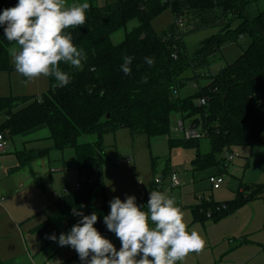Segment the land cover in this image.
Instances as JSON below:
<instances>
[{
	"label": "trees",
	"instance_id": "1",
	"mask_svg": "<svg viewBox=\"0 0 264 264\" xmlns=\"http://www.w3.org/2000/svg\"><path fill=\"white\" fill-rule=\"evenodd\" d=\"M260 1L115 0L103 6L90 3L86 24L68 29L74 44L87 55L82 69L61 65L71 76L70 84L54 87L55 81L49 77V89L41 95L0 96V117H5L1 132L15 137L47 127L53 149L75 150L80 180L86 179L80 190L62 192L54 201L67 221L66 229H60L51 220L35 229L46 244L53 242L47 236L55 234L58 238L79 221L80 217L72 214L73 208L85 215L95 212L99 219L94 227L105 238L112 236L103 222V217L110 213L103 180L108 162L104 137L108 133L128 129L133 135H169L171 116L180 113L202 126L205 138L210 139L211 151L200 152L201 140L169 136L170 148L196 149L195 169L219 166L221 174L228 163L227 158H219L223 152L241 145L264 146V8L254 10V4ZM17 3L18 0H0V13ZM166 9L172 12L173 24L158 33L152 22ZM180 18L183 25H177ZM135 19L139 25L115 44L113 34ZM207 28L219 31L189 53L185 36ZM3 29L0 25V72H12L8 49L13 45L5 39ZM242 37L250 38V45L233 63L212 72L210 67L220 59L223 46ZM125 55L134 57L130 75L120 70ZM145 57L154 58V65L149 67ZM187 71H192L191 78L185 76ZM202 77H210L211 81L201 90L184 98L176 94L189 80L196 82ZM201 96H207L208 104H198ZM84 134H94L97 139L80 143L79 137ZM48 152V148L21 152L19 162L25 165ZM169 169L163 172L166 174ZM97 188L102 192L100 206L94 204ZM256 191L246 198H241V192L234 203H227L228 209L214 212L212 219H220L264 194V190ZM218 205L221 203L205 201L195 209V216L206 220L205 212Z\"/></svg>",
	"mask_w": 264,
	"mask_h": 264
},
{
	"label": "clouds",
	"instance_id": "2",
	"mask_svg": "<svg viewBox=\"0 0 264 264\" xmlns=\"http://www.w3.org/2000/svg\"><path fill=\"white\" fill-rule=\"evenodd\" d=\"M89 8L88 2L77 0H18L14 7L4 9L0 25L13 45L8 55L16 73L27 82L50 77L54 87H67L71 76L61 65L82 69L87 59L68 29L84 26ZM144 59L149 67L155 63L152 57ZM133 60V56H123L120 70L125 75L131 74ZM109 203L110 213L103 222L119 239V250L94 227L98 215H85L77 208L72 214L80 219L70 232L61 233L58 239L55 234L46 238L73 248L81 264H186L190 255H200L206 248L205 238L189 229L175 197L165 191H151L146 210L136 203L135 196L124 201L114 197Z\"/></svg>",
	"mask_w": 264,
	"mask_h": 264
},
{
	"label": "rangeland",
	"instance_id": "3",
	"mask_svg": "<svg viewBox=\"0 0 264 264\" xmlns=\"http://www.w3.org/2000/svg\"><path fill=\"white\" fill-rule=\"evenodd\" d=\"M113 1L115 0H77V2L79 3L88 2L89 4L93 3L97 6H103L106 2ZM71 2L72 0H69V3ZM254 8L255 11L263 9L264 0H261L259 3H255ZM152 24L154 29L158 33L170 28L173 24V15L170 9L164 10L153 20ZM138 25V20L135 19L130 21L126 27L121 28L113 34V42L115 44L121 43L125 39L126 33L132 31ZM218 31V28H207L186 35L184 41L187 51L189 53H193L204 39L210 37L213 34H216ZM249 43V38L245 37L243 40L240 39L238 42H230L224 45L222 48V52H220V54L218 55L220 59L217 58L215 63L210 67V70L212 72H218L227 64L233 63L240 56L242 51L246 49ZM185 76L191 78L193 76L192 71H187ZM210 81V77H202L196 82L200 86H204ZM194 82L195 80L193 79L189 80L187 85L181 88L180 91L176 94L179 97L184 98L185 96L192 94V92L197 91L193 86ZM8 83H10V85H7ZM49 84V78L45 77H41L40 79L33 82H27L25 78L16 73V71L9 74L8 72H0V96L7 95V93L16 96L27 94L41 95L47 91ZM4 119V116L0 117V121ZM191 120V118L185 119L180 113L174 112L171 116L172 127L169 135L156 137H148L143 134L133 135L128 129H120L116 133L106 134L104 137V142L106 145L105 150L106 155L108 156V162L104 167V173H107L105 177L106 190L107 195H109L110 193L111 200L114 197H119L122 201H124L128 196H130V183L116 182L117 179L121 178V173H133V175L137 173L139 177H143L146 175L147 177L144 178L145 181L150 182L154 174L162 172L168 163L173 169L178 171L180 177L183 180L182 186L173 189V191L184 190L185 188H187V190H190V196H187L188 194L184 196L183 202L185 203L186 198L189 201L188 204H184V206L189 205V203L192 204L194 202V200L189 199V197L196 198V200L202 202L206 200L205 198L214 196V199L216 201L221 203V205L225 204L226 209H228V204L230 205L231 202L234 203V201L240 196L242 192L241 189L244 190L243 195H246L241 198H246L250 193L256 190H264V146L256 145L252 147L250 145H241L234 148L233 151L236 153V155L232 161L227 163L226 170H221L222 174L224 175L222 188L218 191L213 192L211 189L212 187L208 182V178L212 174H218L220 172V167L213 166L201 170H195L191 164L192 158L196 155V151L194 149L174 148L172 150L169 145V136L174 138H182V134L175 130L179 126L180 121H183L184 124L188 126ZM36 135V138H41V140H38L36 142L23 141L21 140V136L18 135L13 137L14 142L13 139L7 138L8 147L6 149V152L0 154V165L14 160L16 158L14 155L16 151L31 148H49L50 154L44 160V162H46V167H43V161H39L38 163L35 162V164L33 165V169L35 170L36 174H42L41 176L43 177V185L45 186V189H49L53 181V176L56 173L51 172L52 169L57 170V173L60 174H64V172H66L68 177L70 172H75L77 163L76 152L73 148H69L64 151L53 149V142L50 139V132L46 127L39 130ZM96 139L97 137L94 134H84L79 137V142L92 143L96 141ZM10 146L12 147L11 149H9ZM200 151L201 153H208L211 151V143L209 138H203L201 140ZM126 156H132L134 162L132 164H117V161ZM223 157H228L227 151L223 152L219 156V158ZM64 165L66 167V171L63 170ZM124 169L126 170L125 173ZM26 172L28 173L30 172V170H26ZM11 175L12 176H8V173L3 174L0 172V189L2 191L8 190L9 188H14L15 190L18 186H20L16 181L17 177H14V174ZM23 182L25 183V180H23ZM193 183L197 185L195 187V191L192 190ZM72 187L75 188L76 184H74V186ZM187 193L189 192L187 191ZM43 194L45 195L46 193L43 192ZM2 196L6 197V192L0 194V197ZM135 197L136 202L139 205L137 198V188ZM173 197H175L179 205V203H181L178 199L179 196L175 194ZM199 197H202L203 200H200ZM94 199L96 202H100L101 194L99 190H96ZM186 210L189 211L190 209L186 208ZM212 228L213 229L210 230V233L216 234L219 241L221 239L220 233H218V230L217 228H215V226H213ZM252 235L255 236L256 234Z\"/></svg>",
	"mask_w": 264,
	"mask_h": 264
},
{
	"label": "crops",
	"instance_id": "4",
	"mask_svg": "<svg viewBox=\"0 0 264 264\" xmlns=\"http://www.w3.org/2000/svg\"><path fill=\"white\" fill-rule=\"evenodd\" d=\"M244 38L245 37H242L241 39L243 40ZM249 40L251 42L250 38ZM249 45L250 43L248 46ZM14 71L8 72V74L13 73ZM7 85H10V83ZM194 93H196V91L192 92V94ZM8 94L13 95L7 93V95L3 96H9ZM3 121L4 120L0 121V124ZM43 128L21 135V140L30 142L41 140V138H36V133ZM7 138L13 139V137L8 135ZM11 148L12 147L10 146L9 149ZM41 149L31 148L16 151L14 153L16 157L14 160L0 165V172L3 174L8 173V176L14 174L13 176L17 177L16 181L20 185L15 190L14 188H9L4 191L0 189V194L6 192V197H0V264H81L80 258H76L77 252L73 248L70 246L61 247L56 241L46 244L43 237L35 230L37 226L47 220H51L60 229L67 228V221L58 210L54 201L58 198L60 193L65 189L73 188L72 186L77 184L80 180V174L77 169H75V172H70L69 177L66 172L60 174L57 173V170L52 169L51 172L56 173L53 176V181L49 189H45V186L43 185V177L41 176L42 174L40 173L41 175H37L33 169V165L35 162L38 163L39 161H43L42 165L43 167H46V162H44V160L49 156L50 149L48 148L49 152L47 155L39 156L25 165L20 164L18 157L21 152ZM194 150L196 151V155L192 158L191 164L195 169L194 159L197 157V150ZM165 168L173 169L169 163ZM26 170H30V172L27 173ZM63 170L66 171L65 165ZM125 171L126 170L124 169V173ZM106 175L107 173L103 174L104 181L106 180ZM146 177V175L139 177L137 173H135V175H133V173H121V178L117 179L116 182L130 183V196H135L137 178ZM23 180H25V183ZM196 186L197 185L193 183L192 190L195 191ZM96 190L100 191L101 199L100 202H96L94 199V204L100 206L102 202V192L100 188H97ZM218 190L212 189L213 192ZM187 191L189 193H187ZM241 191L244 193L243 189H241ZM43 192L46 194L44 195ZM172 194L173 196L175 194L179 196L178 199L179 202H181L179 205L185 214V220L189 229L199 231L207 242L203 253L200 255H190L187 258L186 264H264V194H259L254 199L246 201L229 214L217 220L212 218H207L206 220L197 219L194 211L198 208L201 202L196 200V198L189 197V199H193L194 202L184 206V204H188L189 202L187 198L185 203L183 202L184 196L187 194V196H190L189 194H191L190 190H187V188L184 190L172 191ZM205 199V201L218 202L214 199V196ZM110 201L111 197L109 193V211ZM186 208H189L190 210L188 211ZM213 226H215L218 233H220L221 239L219 241L216 234L210 233ZM68 232H70V230H66L65 234ZM252 234L256 235L254 236ZM107 239H109L116 246L117 250H119L121 243L114 233Z\"/></svg>",
	"mask_w": 264,
	"mask_h": 264
},
{
	"label": "built area",
	"instance_id": "5",
	"mask_svg": "<svg viewBox=\"0 0 264 264\" xmlns=\"http://www.w3.org/2000/svg\"><path fill=\"white\" fill-rule=\"evenodd\" d=\"M184 20L182 18L177 20V25H183ZM193 86L196 90H201L202 86H200L198 83H194ZM197 102L199 105L204 106L208 104L209 99L207 96H201L197 99ZM176 131L180 132L182 134V138L186 140H202L205 138V133L202 130V126L198 123H192L188 126L184 124L183 121H180L179 126L175 129ZM7 136L5 133L0 131V154L5 152L7 149ZM236 153L234 151L228 152L227 162H230L234 159ZM134 159L132 156H126L124 158H121L119 161H117V164L120 163H133ZM209 183L211 184V187L213 190H218L222 187V184L224 182V175L219 173L212 176H209L208 178ZM86 182L85 178H82L78 181L76 184V187L73 189H65L63 192L67 191H78L82 188L83 184ZM183 184V180L180 177L179 173L175 169H169L168 173H164L163 171L160 173L154 174L152 180L150 182H146L144 178H137L136 185H137V198L139 205L144 206V209L147 208V201L149 199L150 192L153 190H161L167 192L170 196H172V191L175 188L181 187ZM62 193L58 195V197L61 196ZM200 200H203L202 197H199ZM205 201H202L200 203V206ZM199 206V207H200ZM226 209V205H218L215 210H208L205 212L206 216L208 218H212L214 212H221L222 210ZM202 212V209H200Z\"/></svg>",
	"mask_w": 264,
	"mask_h": 264
}]
</instances>
